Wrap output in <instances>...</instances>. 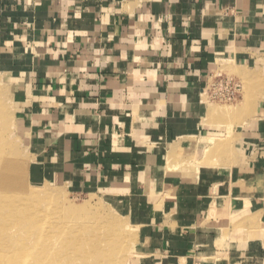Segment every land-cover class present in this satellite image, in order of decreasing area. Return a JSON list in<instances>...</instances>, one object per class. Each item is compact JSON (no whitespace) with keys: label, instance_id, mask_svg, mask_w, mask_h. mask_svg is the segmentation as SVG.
Here are the masks:
<instances>
[{"label":"crops","instance_id":"crops-1","mask_svg":"<svg viewBox=\"0 0 264 264\" xmlns=\"http://www.w3.org/2000/svg\"><path fill=\"white\" fill-rule=\"evenodd\" d=\"M229 63L259 79L234 128L205 92ZM0 70L29 181L104 194L132 264H264V0H0Z\"/></svg>","mask_w":264,"mask_h":264},{"label":"bare ground","instance_id":"bare-ground-1","mask_svg":"<svg viewBox=\"0 0 264 264\" xmlns=\"http://www.w3.org/2000/svg\"><path fill=\"white\" fill-rule=\"evenodd\" d=\"M3 128L0 125V264H113L117 251H121L114 229L117 224L110 225V220L107 223L101 216L90 217L93 235L86 240L85 220L81 227L76 219L85 216L88 209L83 213L81 208L66 206L53 222L41 221L40 213L36 215L33 209H42L38 207L42 206L41 201H51L55 195L25 189H21L22 197L17 195L15 164L6 154ZM34 200L39 201L37 205ZM96 232L99 235L94 239Z\"/></svg>","mask_w":264,"mask_h":264},{"label":"rangeland","instance_id":"rangeland-1","mask_svg":"<svg viewBox=\"0 0 264 264\" xmlns=\"http://www.w3.org/2000/svg\"><path fill=\"white\" fill-rule=\"evenodd\" d=\"M239 70V67H236L234 64L229 63L224 67H221L219 72L214 75L215 77L211 78V81L208 85L209 88L214 82H218L222 78H228L239 85L241 93V99H238L234 102H218L213 100L208 102L211 110H215V113L210 114L211 121L213 124L215 123V125H220L222 123L225 126H232L234 128L237 124V121L239 122L240 120H242V114L245 117L251 115V109L250 105L247 102V99L252 90L258 89V87H255V83H258L259 79L257 76L243 75L239 72ZM13 95L14 86L10 74L0 70V125L4 127L2 130L3 139L5 142L4 146L6 147V154L11 157L15 164L14 183H16L17 195H20L21 197L23 196V191L21 189H25L30 192H45L50 194L51 196L55 195V198H53V200L51 201H48L47 199L41 201L42 206L38 207L42 209H33L36 215L40 213V218L38 219L41 221L45 219L53 222L60 214L59 210L63 209L62 211L64 212L66 206L81 208V211H83V213H85L88 209V211L85 213L86 215L84 214L86 218L85 216H79L77 217L78 219H76L77 224L85 222L84 229L88 227L86 230L89 232V234L85 230V233L87 232L85 236L86 240L87 237L88 239H90V237L93 235V231L90 227L92 223H88L89 220H91L90 217L94 218L96 216V218H98V216H101L100 218L104 219L107 223L110 220V225L112 223H114L113 225L117 224V227H115L114 229L116 230L115 233H117L118 235L117 240L120 244L119 248L121 251H117L118 253L117 255L115 254V260L112 262L113 264H118V261L121 260L122 262L123 260V263L120 262L119 264H132V260H134L135 255V246L137 243L136 230L129 224L128 220L123 215L117 212L114 206H112L113 204L109 202L104 194L95 193L87 195H77L69 191L64 186H60L57 184L38 185L29 181L27 171L31 162V154L28 148V135L25 128L23 127L19 107L17 104H15ZM204 96L205 98L208 97L207 95ZM245 117L243 118V123L246 122ZM227 135V140H231V133H228ZM24 173L26 174V176ZM37 202L39 201L34 200V203L36 205ZM60 203L61 205L59 206ZM62 203H64L63 206ZM82 220L85 221L83 222ZM82 223L80 225L81 227H83ZM40 224L43 225V222H40ZM46 225L49 224L46 223ZM42 230L43 229H41V231ZM96 235L98 236L99 234H97L96 232L94 236ZM97 236L94 237V239H96ZM119 257L120 260H118Z\"/></svg>","mask_w":264,"mask_h":264},{"label":"built area","instance_id":"built-area-1","mask_svg":"<svg viewBox=\"0 0 264 264\" xmlns=\"http://www.w3.org/2000/svg\"><path fill=\"white\" fill-rule=\"evenodd\" d=\"M218 86V88H217ZM239 85L231 79L222 78L207 87L205 92L213 100L218 102H234L239 94Z\"/></svg>","mask_w":264,"mask_h":264}]
</instances>
